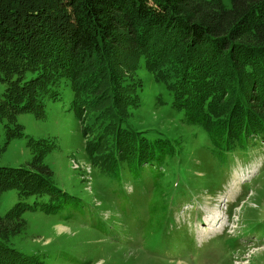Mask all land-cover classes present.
Wrapping results in <instances>:
<instances>
[{"label": "trees", "instance_id": "1", "mask_svg": "<svg viewBox=\"0 0 264 264\" xmlns=\"http://www.w3.org/2000/svg\"><path fill=\"white\" fill-rule=\"evenodd\" d=\"M227 2L0 0V80L8 86L0 155L27 138L19 115L43 118L46 99L59 97L54 88L70 86L85 157L99 176L94 186L112 185L97 195L103 206L116 205L120 222L135 221L145 240L172 237L175 173L196 144L143 128V113L163 109L200 130L217 162L264 135V0ZM50 151L37 150L28 169L0 167V196L16 191L24 201L0 217V264H46L11 246L25 231L26 213L101 219L91 197L54 183ZM128 182L141 195L136 203Z\"/></svg>", "mask_w": 264, "mask_h": 264}, {"label": "rangeland", "instance_id": "2", "mask_svg": "<svg viewBox=\"0 0 264 264\" xmlns=\"http://www.w3.org/2000/svg\"><path fill=\"white\" fill-rule=\"evenodd\" d=\"M7 87L0 80V103ZM53 92L59 97L46 99L43 118L18 116L17 123L27 138L8 144L0 155V167L28 169L37 150L51 149L45 163L54 172V183L85 201L91 197L101 219L93 220L87 213L63 222L26 213L25 231L13 239V248L46 264H264V135L217 162L205 148L207 139L197 138L200 130L182 126L173 113L163 109L143 113V128L183 135L186 143L196 144L188 145L190 154L175 173L174 200L170 195L174 216L168 224L172 237L160 234L158 241L145 240L136 232L140 228L135 221L120 222L122 214L116 205L103 206L97 197L112 185L105 179L94 186L99 176L85 157L82 127L71 108L72 89L61 85ZM5 140L0 128L1 146ZM76 162L90 165L92 175L87 177L75 169ZM125 190L135 203L140 199L132 182L125 184ZM185 191L188 193L182 196ZM19 202L24 201L16 191L2 194L0 217ZM216 227H221L220 232L211 234ZM201 228L208 229L205 233Z\"/></svg>", "mask_w": 264, "mask_h": 264}, {"label": "bare ground", "instance_id": "3", "mask_svg": "<svg viewBox=\"0 0 264 264\" xmlns=\"http://www.w3.org/2000/svg\"><path fill=\"white\" fill-rule=\"evenodd\" d=\"M74 168L75 169H78V170H82V172L85 174V176L89 177L92 175L93 173V169L90 165L86 164V163H83V162H76L74 163ZM223 219V218H222ZM207 223V222H206ZM208 226L210 225V223L207 224ZM222 226L223 225V222L221 223H218V226ZM205 233L207 231L208 228H201ZM221 230V227H216L214 228L210 233L213 234V233H216V232H220ZM247 264V263H246Z\"/></svg>", "mask_w": 264, "mask_h": 264}]
</instances>
